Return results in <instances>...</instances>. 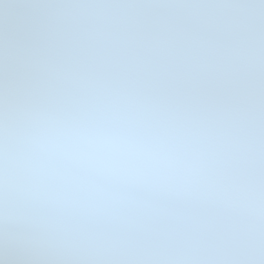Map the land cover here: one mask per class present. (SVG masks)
<instances>
[{
  "label": "snow or ice",
  "instance_id": "6c2138e0",
  "mask_svg": "<svg viewBox=\"0 0 264 264\" xmlns=\"http://www.w3.org/2000/svg\"><path fill=\"white\" fill-rule=\"evenodd\" d=\"M0 264H264V0H0Z\"/></svg>",
  "mask_w": 264,
  "mask_h": 264
}]
</instances>
